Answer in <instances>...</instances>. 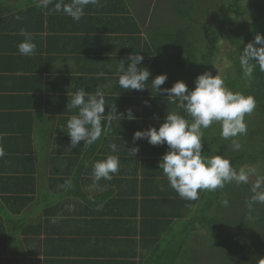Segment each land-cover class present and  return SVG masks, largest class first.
I'll list each match as a JSON object with an SVG mask.
<instances>
[{"label":"crops","instance_id":"crops-1","mask_svg":"<svg viewBox=\"0 0 264 264\" xmlns=\"http://www.w3.org/2000/svg\"><path fill=\"white\" fill-rule=\"evenodd\" d=\"M38 3L0 0V264H145L183 209L159 168L168 146L133 141L136 131L158 130L168 113L182 114L151 87L159 66L149 55V4L127 0L131 16L120 23L92 11L100 1L85 6L78 22ZM21 29L32 34V56L19 54ZM135 54L151 73L142 91L117 83L120 61L127 67ZM81 87H99L105 115L114 106L120 120L91 146L71 148L66 123L77 110L67 104ZM132 148L139 149L134 157ZM109 155L119 157L118 172L94 183L93 162Z\"/></svg>","mask_w":264,"mask_h":264},{"label":"trees","instance_id":"trees-1","mask_svg":"<svg viewBox=\"0 0 264 264\" xmlns=\"http://www.w3.org/2000/svg\"><path fill=\"white\" fill-rule=\"evenodd\" d=\"M98 1L100 9L92 11L115 15L120 23L127 14L131 16L127 0ZM218 3L224 10L219 11ZM153 8L148 6L152 12L147 27L149 55L159 66L158 74L167 75L170 88L182 81L191 91L199 75L210 72L216 76L221 40L227 39L229 68L220 78L227 89L255 99V109L244 118L247 133L234 138L240 148L234 151L231 140L221 138L219 122H213L203 129L202 155L225 156L237 172L264 166V71L249 61L251 75L245 76L241 65L245 47L257 34L264 36V0H166L158 10ZM88 10L85 7L84 12ZM139 26L135 18L137 34L142 32ZM181 116L191 123L183 109ZM255 185L231 182L215 191H200L196 200L182 199L180 217L167 225L166 238L155 241L145 264H202L211 256L212 264H264V204L249 208L247 203ZM259 191H264V183Z\"/></svg>","mask_w":264,"mask_h":264},{"label":"clouds","instance_id":"clouds-1","mask_svg":"<svg viewBox=\"0 0 264 264\" xmlns=\"http://www.w3.org/2000/svg\"><path fill=\"white\" fill-rule=\"evenodd\" d=\"M53 0H39L38 6L55 12H63L74 21H79L85 14L84 9L88 4H97L98 0H63L56 2L52 9L49 5ZM17 19H20L17 16ZM24 40L18 44L19 54L32 56L36 45L32 34L24 29L19 33ZM259 46V47H257ZM144 57L140 54L127 58L128 66L121 60L118 68V86L125 90H145V84L149 81L150 71L140 68ZM249 61H255L261 71H264V36L257 34L253 43H249L242 51L241 65L245 76H250L252 68ZM100 75H103L101 73ZM167 80L166 74L156 76L151 81V87L156 93L167 94L168 100L182 108L191 117V123L176 112L166 115L158 130L149 127L144 131H136L133 141L145 139L153 146H168V151L162 156L159 168L168 180L169 186L185 200H196L202 190L215 191L223 188L225 184L236 182L247 183L248 173L241 169L239 172L233 167L228 158L221 155H202L203 129L209 128L213 122H219L221 138L231 140L233 150H238L240 144L234 138L247 133V125L244 122L246 114H251L256 107L253 96H245L239 92H232L225 87L224 81L210 72L199 75L195 80L194 90H188L187 85L177 81L171 88L162 89ZM105 99L103 91L97 87L95 93L86 91L81 87L71 94L67 109H76L77 114L72 115L66 123L67 135L70 138L71 148H76L83 141V146H91L96 143L111 126L113 119H119L115 107L108 115H105ZM128 111V119H133L131 110ZM120 120V119H119ZM102 122L103 125H102ZM112 152L117 151V145L109 144ZM138 148L129 150L134 157ZM0 150V156H3ZM120 160L116 155H109L103 160L92 164L94 183L101 179L111 180L119 170ZM70 185L71 181H66ZM264 179L258 180L252 189L253 195L247 201L249 208L255 203L264 204V191H259ZM224 205L228 201H223Z\"/></svg>","mask_w":264,"mask_h":264},{"label":"rangeland","instance_id":"rangeland-1","mask_svg":"<svg viewBox=\"0 0 264 264\" xmlns=\"http://www.w3.org/2000/svg\"><path fill=\"white\" fill-rule=\"evenodd\" d=\"M137 1V0H136ZM159 3H158V2ZM173 1V0H172ZM146 3H148L149 5H151V7H156L157 6V10L159 8L160 5L166 3V0H146ZM218 7L220 8L219 11L224 10V5H220V3H218ZM154 9V8H153ZM152 13V12H151ZM199 18L201 17V13H199ZM232 28H234L233 26H230ZM226 38V37H225ZM221 56L220 59L218 60L219 63L216 65V70H217V75L219 77H221V75L226 71H228L229 68V62L226 59V52L228 51V49L230 48V44L228 43L227 39H222L221 40ZM249 168V167H248ZM248 181L251 182V184H256L257 181L262 177V174H264V166H258L257 168L253 169V171L248 173ZM206 252V251H205ZM208 256H210V254L207 253ZM212 256L210 257L209 261L206 259L205 261H202V264H212ZM195 264H198V262H196Z\"/></svg>","mask_w":264,"mask_h":264}]
</instances>
